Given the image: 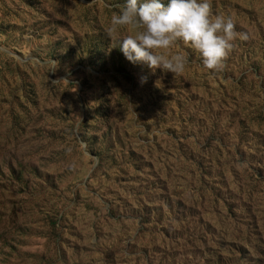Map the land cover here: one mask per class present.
<instances>
[{
	"label": "rangeland",
	"instance_id": "374dc122",
	"mask_svg": "<svg viewBox=\"0 0 264 264\" xmlns=\"http://www.w3.org/2000/svg\"><path fill=\"white\" fill-rule=\"evenodd\" d=\"M124 2L0 0V264H264V0H212L249 38L179 76Z\"/></svg>",
	"mask_w": 264,
	"mask_h": 264
},
{
	"label": "clouds",
	"instance_id": "9594fccd",
	"mask_svg": "<svg viewBox=\"0 0 264 264\" xmlns=\"http://www.w3.org/2000/svg\"><path fill=\"white\" fill-rule=\"evenodd\" d=\"M116 7L119 13L111 16L108 37H118L122 29L129 31L120 40V50L129 62L146 64L153 73L156 69L175 76L184 73L187 56L168 51L177 42L199 53L206 69L221 72L235 41L249 38L236 30L231 16L213 14L212 0H169L167 6L160 0H126ZM144 82L146 78L141 79Z\"/></svg>",
	"mask_w": 264,
	"mask_h": 264
}]
</instances>
